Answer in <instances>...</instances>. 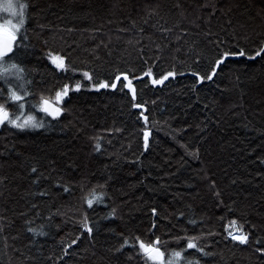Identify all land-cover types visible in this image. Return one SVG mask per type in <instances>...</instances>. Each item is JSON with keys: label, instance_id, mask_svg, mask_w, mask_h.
<instances>
[{"label": "trees", "instance_id": "1", "mask_svg": "<svg viewBox=\"0 0 264 264\" xmlns=\"http://www.w3.org/2000/svg\"><path fill=\"white\" fill-rule=\"evenodd\" d=\"M31 3L25 66L33 95L26 98L25 115L43 120L44 127L0 128V264H151L137 238L161 237L171 251L178 248L176 236L185 247L183 237L202 236L199 242L213 255L187 251L207 264H264L255 251L264 246V60L247 59L264 40V0ZM205 4L215 6L214 16ZM208 30L234 31L241 39L233 50L242 47L246 55L222 65L215 83L193 90L191 71L208 73L217 55L205 38ZM49 53L64 57L68 70H57ZM149 69L157 77L172 70L185 75L155 87L143 75ZM84 71L93 81L84 80ZM120 73L132 81L136 102L146 106L147 150L139 115L144 109L131 107L128 89L122 83L115 91L92 87ZM77 83L80 92L69 91L57 119L30 107L43 91L50 98ZM6 107L16 108L10 102ZM33 166L47 179L33 184ZM42 189L49 195L39 196ZM93 190L104 198L89 208ZM85 215L92 237L81 227ZM232 221L248 232L245 246L225 239ZM41 225L48 235L27 231ZM76 236L80 240L64 255ZM125 238L129 245L114 253Z\"/></svg>", "mask_w": 264, "mask_h": 264}, {"label": "snow or ice", "instance_id": "2", "mask_svg": "<svg viewBox=\"0 0 264 264\" xmlns=\"http://www.w3.org/2000/svg\"><path fill=\"white\" fill-rule=\"evenodd\" d=\"M31 3V0H17L16 3H13V0H7V3L0 4V10L7 12L8 18L4 19L0 23V97H6L3 100H0V126L7 125L10 128L16 129L17 131H26L29 129H39L44 127L43 120H37L31 114L25 115V108L28 101L26 98L33 93L30 90L29 85L32 81L28 80L27 73L28 69L25 66V59L30 54L29 53V41L30 37L27 34L26 23L31 19L29 15V8L34 7ZM202 7H211L213 10L209 13V16H214L216 9L214 5H203ZM165 31H171V29H166ZM187 30L184 31L186 35ZM205 38L208 40L209 44H212L217 49V55L214 59V62L210 68V71L205 74H201L198 71H191V75L195 77V82L193 84V90L196 89L197 85L202 84L204 81H211L215 83L214 77L219 74L220 71H223L222 65H225L228 60L232 57H244L246 55V50L242 47L239 52L234 51L233 49L240 44L241 37L234 31L229 34L227 31L222 33H213L211 30H208L204 33ZM243 39L247 40L249 37L245 36ZM195 44V42H193ZM231 45V47L226 48L225 45ZM143 49H141V52ZM179 51V49H177ZM162 50L157 47L156 59L160 58ZM260 58L264 60V40L261 41L260 45L255 50V55H247L248 60H255ZM50 62L57 68V70H68V66L64 62V57L62 56H52L49 53ZM194 63H199V54H196V59ZM83 77L86 80L93 81L92 75L88 71L82 73ZM144 76L150 79V82L153 86L163 85L165 81H168L170 77L174 78L176 75H185L183 71L177 73L175 70L168 71L159 77L155 76L151 69L147 70L143 74ZM123 77V80H121ZM122 83L123 87L128 89V92L132 94V104L133 109H144L139 113L140 118L145 122V130L143 132L144 138V148L147 150L149 148V136L150 132L147 130L149 124V116L145 114L146 106L140 103H137L136 89L134 88L132 81L129 79V76L124 73L117 74L111 82H106L105 80H100L98 82H93L92 87L96 91L101 89H112L117 90L118 84ZM6 89V93L5 90ZM81 84H75L74 88L70 89L68 84L63 85L60 91L56 92V102L57 104L63 102L64 97H67L69 91H80ZM14 104L15 109L9 110L6 106L9 104ZM30 107H36L40 112H43L46 116L51 117L52 119H57L62 114V109L58 106H53L50 101L41 97L39 104H31ZM208 107L207 104L204 106ZM100 144L96 143L94 148L96 151L100 150ZM30 173L37 174L33 179V184H38L40 179H47L42 173H39L37 167L33 166L30 169ZM56 187H63L65 193L69 192V187L64 186L62 182H57ZM99 188H103L104 185H98ZM41 197L49 195L47 189H42L37 192ZM219 195V193H217ZM104 198L103 194L97 195L95 190L91 193L90 198L86 199V203L89 208L93 207L94 202H100ZM33 209H37L36 216L39 218L40 213L38 211V205L32 204ZM115 209L112 210V213L109 215L115 214ZM229 211L231 209L229 208ZM153 216L157 214V209H152ZM55 215V214H53ZM47 219V218H45ZM195 223V221H190ZM31 223V221H29ZM233 225H236V221L231 222ZM51 227L49 223L46 225ZM45 225H41L40 231H37L36 228L28 227L27 231L33 236H46L48 232L44 230ZM81 227L83 231L89 234V237H92L94 228L90 225L89 218L85 215L81 220ZM155 223L153 228H155ZM237 231L228 232L225 237L226 240H230L236 245H246L249 243V234L243 229L242 225H236ZM208 236L216 235V233L209 232ZM202 236H185L183 239H186V247L180 245V240L182 237L176 236L174 240L178 244V248L172 249L171 251L167 250L166 242L162 241L161 237H156L154 241H144L137 238V243L140 253H142L151 264H207V261H201L200 258L195 257L194 253H188L187 250H194L195 253H199L201 257H210L213 255L212 251L206 250L208 247L206 244L202 245L199 241L202 239ZM80 240L79 236H76L74 239H71L66 247L63 248L64 255H68V249L72 248L73 245H76ZM259 243V241H257ZM129 245V240L124 239L123 244L114 249V253H119L122 249ZM164 247L165 250L162 251L161 248ZM259 253L260 258L264 259V246L258 247L255 249ZM63 257H61L62 259Z\"/></svg>", "mask_w": 264, "mask_h": 264}, {"label": "rangeland", "instance_id": "3", "mask_svg": "<svg viewBox=\"0 0 264 264\" xmlns=\"http://www.w3.org/2000/svg\"><path fill=\"white\" fill-rule=\"evenodd\" d=\"M17 2V0H13V3H16ZM5 3H7V0H0V4H5ZM6 18H8V14H7V12H4V11H2V10H0V23H2L3 21H4V19H6ZM84 80L86 81V82H88L89 80H86L85 78H84ZM75 92H80V91H75ZM42 96H40L39 97V99L41 98V97H43V98H45L46 100H48V101H50V102H52L54 105H56V106H58V107H62L61 109L63 110L62 112L64 113L65 112V108H66V101H67V97L69 96H67V97H64V100H63V102H61V103H59V104H57V102H56V93H54V95H52V96H50V98H46L47 96H48V94H50V92L47 90V91H43L42 92ZM49 97V96H48ZM2 126H0V128H1ZM1 188V187H0ZM237 230L235 229V228H230V230H229V232H236Z\"/></svg>", "mask_w": 264, "mask_h": 264}, {"label": "water", "instance_id": "4", "mask_svg": "<svg viewBox=\"0 0 264 264\" xmlns=\"http://www.w3.org/2000/svg\"><path fill=\"white\" fill-rule=\"evenodd\" d=\"M240 57L239 56H236V57H232V58H230V59H239ZM229 59V60H230ZM121 79L123 80V77H121ZM172 79H174V78H172V77H170L169 78V80L168 81H170V80H172ZM168 81H165V83L164 84H166ZM163 84V85H164ZM162 85H156L155 87H161ZM52 104V103H51ZM53 105V104H52ZM54 106V105H53Z\"/></svg>", "mask_w": 264, "mask_h": 264}]
</instances>
